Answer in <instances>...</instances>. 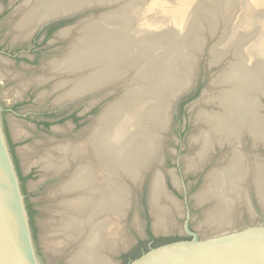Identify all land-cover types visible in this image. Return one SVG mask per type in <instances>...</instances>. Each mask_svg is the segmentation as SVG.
<instances>
[{"label":"bare ground","instance_id":"bare-ground-1","mask_svg":"<svg viewBox=\"0 0 264 264\" xmlns=\"http://www.w3.org/2000/svg\"><path fill=\"white\" fill-rule=\"evenodd\" d=\"M91 1L94 0H23L16 29L32 31L43 21L80 9ZM257 1L246 0L250 6L249 12L246 11L249 22L240 30L245 34L238 35L235 29H229L215 48L218 56L214 62H220L230 53L234 57L213 81L224 88L216 94L204 91L195 108L199 131L192 137V146H196V152L186 159V168L192 171L204 168L216 146L229 149L206 175L196 194L198 204L212 203L202 220L215 232L232 228L242 209L250 217L256 216L251 208L252 190L264 207V159L244 149L246 136L251 137L255 148L264 147V118L258 111L259 99L264 97V7L251 12ZM208 2L203 0L205 6ZM137 9L136 6L130 11ZM251 17L258 25L253 29L255 40L247 47V38L254 34L252 30L251 34L245 31L251 29ZM122 20L123 16L117 12L99 21L78 23L74 28L78 37H71L68 52L47 68L52 77L63 75L55 83L56 89L66 88L61 98L74 100L106 91L109 86L121 85L123 89L87 127L83 145L61 140L50 146L54 156L39 161L46 173L65 177L53 190L59 200L55 201L58 219L44 224L52 254H59L60 248H72L67 264H114L112 259L108 260L107 253L128 245L130 239L128 236L126 240L122 224L133 203L129 181L137 184L144 172L161 163L170 106L163 104L160 95L168 92L166 99L171 101L173 87L164 86L174 80L175 72L170 78L167 74L176 60L184 57L177 51L182 49L181 52L188 54L197 41V37H192L182 46L177 35L168 33L166 44L160 42L164 33L157 25L138 31L123 27L119 24ZM112 24L118 25L108 27ZM69 32L70 29L65 30L62 36L70 37ZM155 37L167 46L164 54H151L150 40ZM187 69L183 71L186 80L190 74ZM95 101L96 97L92 103ZM213 101L218 111L210 109ZM161 176L159 171L154 173L149 191L156 233L173 229V214L177 209L175 198L162 184ZM113 217L117 220L115 229L110 225Z\"/></svg>","mask_w":264,"mask_h":264},{"label":"water","instance_id":"water-1","mask_svg":"<svg viewBox=\"0 0 264 264\" xmlns=\"http://www.w3.org/2000/svg\"><path fill=\"white\" fill-rule=\"evenodd\" d=\"M192 1L194 0H94L90 3H87V5L81 7L80 9L64 12L63 14H60L56 17L45 20L38 27L39 29L40 27H43L44 25L52 22L72 19L92 10L103 9L104 12H102L101 14L97 16H89L88 19H85L82 22L87 21L88 23L94 18L101 19L107 14L111 13V15H114L115 13L119 12L120 15L123 16V20L120 23L118 21L117 22L123 25V27H127V29L130 27L131 29L134 28L138 31H142L144 30L143 28H146L148 26L153 28L157 25V27L160 28L161 32H163L164 34L166 33V36L162 34L161 40L159 38L160 42H164L167 44V42H169V39L167 37H170L168 33H173L171 35H177V41L180 42L182 46H184L186 41L190 38L196 37V35L194 36L195 31H198L197 34L199 33V37H197L199 38V41L196 42V45H198L200 49L198 48V51H195V54H193L191 50H189L187 54L185 53V51L181 52L182 49H179L177 51L178 54L184 55V57L180 60L178 58L173 65L170 74H167V76H169L170 78V76L175 72V76H173L174 80L172 82H168L167 85L164 86V88L166 86L173 87L171 92H173L174 94H171V101L167 102L166 98L168 92L160 95V98L164 101L163 104L166 103L167 105L169 104L168 107L170 106L169 126L165 133V139L163 141L162 160L159 166H157L156 168L152 167L150 170L144 172L143 178H140L137 184L133 183L132 180L129 181V184L131 185V198L133 199V203L131 205V208L126 211V218L130 214V212L134 213L137 207V195L135 193V190L141 191L147 179V203L148 206H150V183L155 172H161L164 178L168 174L173 181L172 184L176 185L177 183V176L175 175L173 170H163L166 157L167 134L170 132L178 104L184 98L189 96L195 88V75L198 72V64L200 61L199 56L204 51L207 39L204 33H209L212 29H214L212 28V19L207 20L206 17L202 15V12L210 15L209 13H207L210 11V8L208 6H205L206 3H202L196 6L194 9L192 8L193 15L195 13H199V19L202 17V21L200 23L197 22L198 25L192 22L193 19L191 20L190 18L191 14L189 9ZM136 6L138 7L137 10L130 11ZM248 9V7L243 8V18H241V21L239 22V24L242 25L241 27H244L243 24L245 25L249 22V18H247L246 16V11L249 12ZM202 10H206V12ZM189 14L190 16H188ZM252 15L255 16L256 14ZM217 16H219L218 12ZM257 18L259 17H255V19ZM253 19L251 17L250 20L253 21ZM194 24H196L197 27L195 26L194 28ZM112 25L108 27L113 28L118 24H114L113 26ZM75 27H72L73 31ZM227 29L228 26L226 27V31ZM226 31H223L222 35H220L217 40L221 39ZM255 37L256 34L254 35V38ZM250 39L252 41L255 40L252 38ZM159 40L156 39V37L151 38L150 40L152 43L150 48L151 54H155V56L159 52L160 54H164L167 49V46L163 45L164 43L161 44L158 42ZM249 45L250 44H247L246 46L248 47ZM224 60L225 58H222V60L218 62V64H222ZM195 62V73L191 77V79L187 78L188 80H186L183 75V71H185L188 67H191L192 64H195ZM186 65L189 66L186 68ZM213 81L211 82L212 84ZM119 87L121 90V95L123 91L121 85L113 87L109 86L107 87L106 91L113 90V92H115V89ZM0 90L4 91V88L1 87ZM106 91L87 94L85 95V97H94L97 95L99 97L109 96L111 93L108 94V92ZM115 99L113 101H115ZM259 102L260 108L258 111L261 114L262 110L264 109V97L260 98ZM196 103H193L192 105L191 111L193 112L195 110L194 105ZM107 104H105L104 108L107 106ZM261 116L262 118H264L263 114H261ZM4 117L6 118L8 123H17L16 118L13 117L10 113L5 114ZM193 119L195 120V116H193ZM195 123L198 133L199 126L196 120ZM15 132L18 137H20V140L15 143L14 149L18 156L20 165L23 166L24 173H26V175L27 173H29L30 176H28V178H26L22 184L19 183L0 123V264H55L39 202L37 199L34 183L32 180L29 164L27 161L24 145L22 142L19 126L15 128ZM192 142L190 143L191 145ZM193 147L195 148L196 146ZM216 147L220 149L219 146ZM261 149H264V147H261ZM216 151H213L211 153H214ZM201 169L202 168L198 170ZM161 181H163V179ZM162 184L170 193L166 184H164V182H162ZM27 202H30L32 208L35 210L33 214L34 229L32 231L30 229L29 217L26 209ZM135 215L136 214H132V216ZM185 230L190 237L189 239L174 241L154 248L150 247L147 252H144L139 258L130 261L128 264H264V222L255 225L240 227L237 229L233 227L227 228L224 231H220L219 233L211 235L207 238H198V236L194 232L190 231L188 225L185 226ZM144 238L145 232L144 229H141V235H138L137 239L143 240ZM129 239V243L125 248L115 250L112 253H107L108 257L110 259H113L114 256H121V254L126 253L130 249H132L136 245L138 240L134 241L132 237H129Z\"/></svg>","mask_w":264,"mask_h":264},{"label":"rangeland","instance_id":"rangeland-1","mask_svg":"<svg viewBox=\"0 0 264 264\" xmlns=\"http://www.w3.org/2000/svg\"><path fill=\"white\" fill-rule=\"evenodd\" d=\"M202 1L203 0H194L191 2V6L189 7L190 14H191L190 18L191 20L193 19L192 22L196 24L197 22L200 23L202 21L201 20L202 17L199 19L198 17L199 13L198 14L195 13L193 15V9L196 6L202 4L203 3ZM22 2L23 0H4V1L1 0L0 1V6L1 7L4 6V8L7 9L0 20V45L3 43L4 39L7 38L6 33L9 30L8 27L5 26V24L7 22L8 23L10 22L11 17L14 16L15 14L14 13L15 9L20 7ZM255 3L256 5H254L253 11L251 9V12L253 13H256L255 9L258 10L259 8L264 7V0H259ZM207 6L210 8L209 12L213 13L215 17L213 16V19H212V16L205 14L204 12H202V15H204L207 20L212 19L213 21L212 28L214 29L212 30L210 29L211 30L209 32L210 34L208 32L204 33L207 39H206V45H205L204 51L199 56L200 61L198 64V72L195 75L196 76L195 88L189 96L184 98L178 104L170 132L167 134L166 157H165V163H164L163 170H167V171L173 170L175 175L177 176V183L176 185L172 184L173 181L171 180V177L168 174L165 176V178L163 176L161 177L163 179L164 184H166L167 188L169 189L170 194L174 196L173 198H175V201H176L177 209L174 210V214H173V221L175 222L174 227L173 229L169 231H165L161 233H156L154 231L153 229V221H154L153 219L154 218L150 211L151 210L150 206H148V203H147V182H148V179H147L141 191L135 190V193L137 195V207H136L135 212L134 213L130 212V214L124 220L122 224V228L124 230V235L126 236V240L128 239V236L132 237L134 241L138 240L137 237L138 235H141V229H144L145 231V228L147 226L151 234L157 235V237H176L181 240L190 238L185 230L186 225H188V227L190 228V231L194 232L198 236V238H207L211 235L219 233V232H215L211 230L210 228H208V226L205 225L202 220L204 219L206 210L209 207H211L212 203L211 204L207 203L204 205L198 204L196 201V194H198L200 189L202 188L205 182L206 175L210 172V170H212L215 167L218 159L221 158L224 153L228 152V149L224 150L223 148H220V149L217 148L216 152L210 153L211 157L207 161L208 163L201 170L196 169L195 171H192L186 168V159L189 156L193 155L194 152H196L194 151L196 150V148H194L190 144L197 134V126L195 125L196 123H195V120L193 119V116H195L196 110H194V112L191 110H192L193 103H196L200 99L201 94L204 91H208V93L210 94H216L217 91L223 88L222 86L217 85V84H212L211 82L215 80L217 76L221 72H223V70L226 69L227 65L231 61H233V55L231 53L228 54L225 57V60L222 62V64H218V62H214L216 60V57L218 56V54H215V51H216L215 48H217L223 42L222 41L223 36L221 37V39L219 40L217 39L220 35H222L223 31H226L227 26H228L227 31L229 29H232V30L235 29V32H237L238 35H244L245 33L243 34L241 33L242 31H240V30H243V28L238 25L243 16V8L250 7V6H248V3H246L245 0H230V1L229 0H209V2L207 3ZM202 11L206 12V10H202ZM102 12H104L103 9L92 10L88 13L82 14L80 16L72 18L71 20H68L66 24L68 26H74V25H77L79 22H82L85 19H88L89 16H97L101 14ZM217 12H218V15H220L221 17L217 16ZM190 14L188 16H190ZM95 20L99 21V19H93V21ZM252 22L253 23L251 25V29L245 30L247 31V33L251 34L252 31L254 33V34H251L247 38L248 40H250L249 41L250 43L248 44H252L254 42L250 38L255 39L254 35L256 33L254 32L255 30L253 29H256L258 25V23L254 22V19ZM196 24H194V28ZM227 31L225 32V34H227ZM197 32L195 31L194 34L196 35V37H199L198 36L199 33L197 34ZM197 41H199V38H197ZM7 46L10 47L9 45ZM63 46H67V44L57 43L53 46L45 45L44 48L42 49V52L39 53L38 62L33 64V68H35L36 71L32 70V68L27 69V68H21L20 66H16V67L14 66V70L17 73L22 74L26 79H30L34 74L39 73L38 70L41 69L43 61H45L46 59L53 58V55H55V53L53 52L57 49H61ZM198 48L200 49V47H198V45L195 44L194 47L191 49L192 53L195 54V51H198ZM210 62H211V65H210ZM195 67H196V62L195 64H193L192 67H188L186 71V72H190V74L188 75V79L189 78L191 79V77L194 75ZM14 85H15L14 82L3 85L4 91L8 90ZM41 91L42 89L37 91L36 95H38ZM120 91L121 90L119 87L115 89V92L112 91V93L109 96L99 98V96L97 95L96 96V106L93 110H91V112H89V115L85 118L86 123H81L82 127L78 129H74L72 127L71 130L69 129L70 131L66 133L65 136L62 135L61 138H65L66 141L68 140L74 141L75 139H77V137L82 134L81 130L84 131L91 124L93 120L92 118L96 117L98 113L101 112L105 104L117 98L120 95ZM190 97H191V100L183 104L182 106V103L187 98H190ZM212 103L213 104L210 105V109L214 111L215 110L218 111L217 104L214 101ZM197 105L198 104L194 105L195 108L197 107ZM29 108L34 109L36 112L38 111L40 112L42 109L48 108V107L43 106V104L39 102H35V103H32V106L28 105L25 107H21L19 109L20 110L19 113L22 115H27L29 113L28 112ZM82 108H84L83 105L81 106V110ZM181 109L183 112H181ZM261 114L264 115V109ZM16 120H17V123L23 122L19 120L18 118H16ZM58 126L65 128L67 130L68 126H70V121H66L65 123H62ZM19 130H20L22 142L24 145L27 161L29 164L32 180L34 183L37 199L39 202L42 218L46 224L47 221L51 219H55V218L58 219L55 205L59 202V200L56 196H54L53 190L54 192L56 191L57 189L56 187H59V185L61 184V181L63 180L62 179L63 177L59 179L58 176H55L50 173H46L45 171L42 170V167L39 161L42 158L55 155V152L52 151V149H50L49 147L55 144L49 145L50 143L48 142H52L53 140H55L54 139L55 137L56 138H59V137L55 136L56 135L55 133L51 134L49 132L37 131L35 130L32 124L19 125ZM72 138H75V139L71 140ZM83 140L84 139L78 140V143L83 145V142H84ZM74 142H77V141H74ZM246 150L250 152L251 154L252 153L258 154L261 158L264 159V149L263 150H261V148L253 149L252 144L249 141H248ZM250 191H251V188H250ZM251 192H250L251 193V205H252L251 208L256 216L253 217L254 219L250 218L247 212L242 209V211L240 212H242L243 214L241 213V215L240 214L238 215V217L236 218V223L234 225L235 227L233 226V228L237 229L240 227L255 225V224L264 222V207L261 206V204H259V202L257 201L256 197L253 194V191ZM129 193H131V191ZM185 200L187 201L185 202ZM47 209H49L50 212ZM132 214H136V215L132 216ZM110 223H111L110 225H112L111 228L115 229L117 226L116 218L113 217ZM118 224H121V223H118ZM143 240H146V236ZM56 246L61 247V244L57 243ZM59 250L61 254L52 255L54 263L55 264H67L69 260L71 259L70 254L72 252V248L68 246L65 249L60 248ZM108 260H111V259H108ZM111 262H113L114 264H122V260L120 259V256H114Z\"/></svg>","mask_w":264,"mask_h":264},{"label":"flooded vegetation","instance_id":"flooded-vegetation-1","mask_svg":"<svg viewBox=\"0 0 264 264\" xmlns=\"http://www.w3.org/2000/svg\"><path fill=\"white\" fill-rule=\"evenodd\" d=\"M16 9L14 12V16H12L10 19V22H7L5 24V26H7L9 30L6 33L7 38L4 39L3 43L0 45V88L5 84L11 82L15 83V85L8 90H0V123L16 175L18 177L19 183L22 184L23 181L28 178V176H30V174L27 173L26 175V173H24L23 166L20 165L18 156L14 149L15 143L20 140V137H18L15 132V128H17V126L19 125L32 124L37 131L49 132L51 134L55 133V136L59 137H55V140H53L49 145L61 143L62 141H66L65 138H61L62 135L65 136V134L68 133L72 127L74 129H78L82 127L81 123H86L85 118L89 115V112H91V110H93L96 106V101L95 103H92V100H94L96 96H82L74 98V100L66 97L61 98L66 88H63L64 90L56 89L55 83L59 78H63V75L52 77V73H49V71L47 70L48 66L51 63L55 64L56 60L59 61L60 59H62V57H64V55L68 52L67 48L69 47L71 37L74 36V38H76L77 36V34L72 30V27H75L76 25L68 26L66 24V22L71 19L52 22L44 25L43 27H40L39 29L38 26L34 30L28 32L27 28L16 29L17 21L21 18L19 12H22L23 7H18ZM6 10L7 9L4 8V6H0V20ZM68 29H70V37L69 35L66 37L62 36V33ZM57 43L67 44V46H63L61 49L55 50L53 52L55 53V55H53V58L43 61L41 69L38 70L39 73L34 74L30 79H26L22 74H19L14 70V66H20L21 68H32V70L36 71V69L33 68V64L38 62L39 53L42 52L44 46H53ZM7 45H9L10 47H8ZM26 64H28L29 66ZM52 85H54V87ZM40 89H42V91L38 95H36V92ZM49 89L51 90L49 91ZM35 102H39L43 104V106H47L48 108H44L40 112H36L34 109L29 108V113L27 115H22L19 113V109L21 107H25L28 105L32 106V103ZM82 105L84 108H82L81 110ZM8 113L12 114L13 117L18 118L23 122L8 123V121L4 117V115ZM66 121H70V126H68L67 130L58 126L62 123H65ZM61 129L65 131L63 132ZM86 129L84 131L81 130L82 134L78 136L77 139L72 138L71 140L75 139L74 141H78L80 139H83ZM248 141L252 144L251 137L249 138V136H246V145L244 149L247 148ZM252 148L260 149L259 147L255 148V146L253 145ZM226 149H228V147L224 148V150ZM245 151L248 152L247 150ZM57 176L59 177V179H61L62 177L63 180L65 179L64 175L62 174ZM186 201L187 200H185V202ZM26 209L29 217L30 229L32 231L34 229L33 214L35 210L32 208L30 202H27ZM146 229L147 227L145 228L144 232L147 239ZM152 235L154 237H157L154 234Z\"/></svg>","mask_w":264,"mask_h":264},{"label":"trees","instance_id":"trees-1","mask_svg":"<svg viewBox=\"0 0 264 264\" xmlns=\"http://www.w3.org/2000/svg\"><path fill=\"white\" fill-rule=\"evenodd\" d=\"M191 100L190 98H187L183 103V104L187 103L188 101ZM181 112L182 109H181ZM146 233H147V239L146 240H138L137 244L130 249L127 253L122 254L120 256V259L122 260V264H128L130 261H133L137 258H139L144 252H147L149 250L150 247L154 248L163 244H167V243H171L174 241H179L181 239L176 238V237H154L148 226L146 229ZM151 242V243H150Z\"/></svg>","mask_w":264,"mask_h":264}]
</instances>
